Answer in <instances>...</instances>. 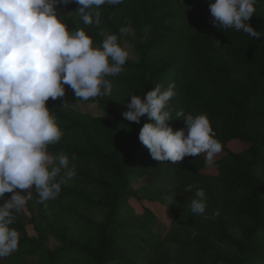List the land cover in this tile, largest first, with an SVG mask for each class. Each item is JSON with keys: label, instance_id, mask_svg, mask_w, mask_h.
I'll return each instance as SVG.
<instances>
[{"label": "trees", "instance_id": "obj_1", "mask_svg": "<svg viewBox=\"0 0 264 264\" xmlns=\"http://www.w3.org/2000/svg\"><path fill=\"white\" fill-rule=\"evenodd\" d=\"M255 7L249 23L264 31V0ZM99 11V26L85 25L79 15L78 24L64 19L69 30L83 29L94 47L105 38L104 27L116 35L121 27H149V38L139 61H127L121 73L107 77L111 95L97 102L109 118L83 113L62 98L46 102L64 133L49 151L66 154L76 176L61 184L55 200L41 203L32 190L11 226L19 233L18 250L0 258V264H208L211 253L215 263L264 264V37L214 25L209 0H124ZM173 82L169 123L175 131L185 127L177 113L207 115L223 145L212 167L205 154L175 164L154 159L138 138L146 118L135 123L123 116L130 95L143 98L157 85L167 89ZM65 89L69 99L80 100L69 86ZM232 142L243 148H229ZM204 168L211 173H202ZM143 175L172 188L194 230L187 238L143 233L137 239L121 230L122 201ZM62 176L63 171L57 179ZM188 185L195 187L186 191ZM197 189L206 191L208 219L190 211ZM98 209L108 211L105 223L93 220ZM49 235L60 240L57 251L44 245ZM211 239L234 247L235 253L215 251Z\"/></svg>", "mask_w": 264, "mask_h": 264}, {"label": "clouds", "instance_id": "obj_2", "mask_svg": "<svg viewBox=\"0 0 264 264\" xmlns=\"http://www.w3.org/2000/svg\"><path fill=\"white\" fill-rule=\"evenodd\" d=\"M124 0H0V258L15 253L19 233L11 227L16 215L33 197L39 202L55 200L61 184L76 176L69 157L49 151L64 133L46 102L66 95L65 85L82 100L111 95L107 77L123 71L129 52L116 34L107 35L99 47L83 29L69 30L57 5L76 3L73 11L85 25L99 26L102 5H119ZM257 0H209L214 25L234 29L251 38L264 37L249 23ZM128 29L121 27L120 32ZM175 83L167 89L157 85L143 98L130 95L123 116L130 122H146L139 140L151 156L162 162L179 163L186 156L205 154L212 167L223 150L205 114L177 113L185 127L173 129L169 102L175 96ZM63 176L58 180V176ZM188 185L186 191H192ZM6 193H12L5 198ZM190 203L195 215L206 214L207 194L197 189ZM218 212L212 216L218 215Z\"/></svg>", "mask_w": 264, "mask_h": 264}, {"label": "rangeland", "instance_id": "obj_3", "mask_svg": "<svg viewBox=\"0 0 264 264\" xmlns=\"http://www.w3.org/2000/svg\"><path fill=\"white\" fill-rule=\"evenodd\" d=\"M78 7L70 3L67 6L57 5V11L63 15L64 18L70 19L78 24V14L73 12ZM128 29L125 33H119L118 42L129 52L127 61L137 62L141 57V48L148 40L150 35L149 27L134 28L126 27ZM104 37L109 34H114L107 27L103 28ZM64 104L75 108L83 113H88L92 116H99L102 118H109L97 102L96 98L89 100H71L66 95L62 98ZM243 148V144L232 142L229 144L231 149ZM219 155L215 157L217 160ZM202 173H211L201 170ZM200 178V174L195 176ZM135 179V178H134ZM163 180L161 178L153 179L148 176H141L136 178L134 183L133 193L127 195L123 199V209L121 211L124 220L122 222L123 230L126 233L132 234L137 239L142 238L143 233H154L160 238H171L173 240H182L187 238L194 232L189 224L188 217L175 203L171 189H165L160 184ZM167 188V187H166ZM108 211L106 209H98L93 212V220L96 222L105 223ZM231 234L235 238L240 237V232L235 228H230ZM215 251L218 249L220 253L231 255L235 253V248L228 244L214 242ZM44 245L50 251H57L62 244L55 235H49L44 240ZM214 254H209L207 258L208 264H226L223 261L215 263L213 261Z\"/></svg>", "mask_w": 264, "mask_h": 264}]
</instances>
